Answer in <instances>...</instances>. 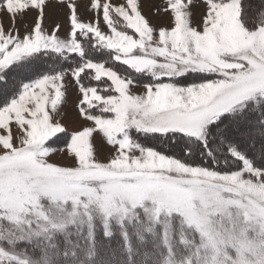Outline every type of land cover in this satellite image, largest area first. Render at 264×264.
Listing matches in <instances>:
<instances>
[{
    "label": "snow or ice",
    "instance_id": "obj_1",
    "mask_svg": "<svg viewBox=\"0 0 264 264\" xmlns=\"http://www.w3.org/2000/svg\"><path fill=\"white\" fill-rule=\"evenodd\" d=\"M83 8L0 0V264H264V0Z\"/></svg>",
    "mask_w": 264,
    "mask_h": 264
},
{
    "label": "rangeland",
    "instance_id": "obj_2",
    "mask_svg": "<svg viewBox=\"0 0 264 264\" xmlns=\"http://www.w3.org/2000/svg\"><path fill=\"white\" fill-rule=\"evenodd\" d=\"M112 2L119 4V3L124 2V0H112ZM80 3H81V13L84 16V18H87L89 14L84 12V8H83V5L85 3H87V0H80ZM161 3H162V0H140L141 9H142L143 14L146 17H148L149 19H151L154 24H160L166 20V18H162V17L154 15V7L156 5L161 4ZM48 11H49L50 18H54L55 14L57 13L58 10L50 7ZM59 14L62 15V12H60ZM33 15H34V13H29L28 16L25 17L27 24L20 27L21 33L24 32L25 27H27L28 25L31 24V18ZM0 22L3 23L5 28L8 27L9 17H8V14L6 12H0ZM75 100H76L75 93L70 92L69 93V105H68V107H71V105L75 102ZM97 139L99 140V137ZM111 152H112L111 147H106L104 153L101 154V159L106 158L107 155ZM54 159L57 161H60L62 159V157L60 156V154H57L54 157Z\"/></svg>",
    "mask_w": 264,
    "mask_h": 264
}]
</instances>
